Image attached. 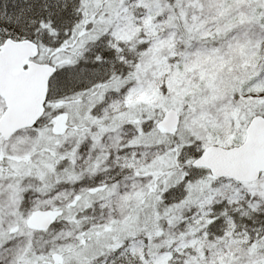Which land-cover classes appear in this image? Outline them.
<instances>
[{
  "label": "snow or ice",
  "instance_id": "snow-or-ice-1",
  "mask_svg": "<svg viewBox=\"0 0 264 264\" xmlns=\"http://www.w3.org/2000/svg\"><path fill=\"white\" fill-rule=\"evenodd\" d=\"M0 264H264V0H0Z\"/></svg>",
  "mask_w": 264,
  "mask_h": 264
}]
</instances>
